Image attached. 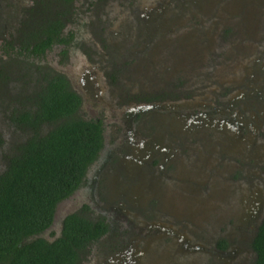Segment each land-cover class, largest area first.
Here are the masks:
<instances>
[{"label": "rangeland", "instance_id": "rangeland-1", "mask_svg": "<svg viewBox=\"0 0 264 264\" xmlns=\"http://www.w3.org/2000/svg\"><path fill=\"white\" fill-rule=\"evenodd\" d=\"M72 15L76 42L44 60L84 94L79 113L103 120L105 140L57 213L87 200L112 217L110 239L127 237L144 264H245L248 236L264 216V131L237 122L264 96V0H76ZM155 53L162 57L154 62ZM183 53L194 64L166 63ZM140 102L151 106L135 109ZM197 110L224 126H172L176 114ZM22 135L0 119V163ZM144 139L149 152L128 172L126 155ZM130 185L136 197L126 211L121 195L106 198ZM216 236L232 247L214 253Z\"/></svg>", "mask_w": 264, "mask_h": 264}, {"label": "trees", "instance_id": "trees-1", "mask_svg": "<svg viewBox=\"0 0 264 264\" xmlns=\"http://www.w3.org/2000/svg\"><path fill=\"white\" fill-rule=\"evenodd\" d=\"M33 93L31 106L9 117L23 135L1 151L0 264H74L77 248L104 231L102 220L74 212L54 241L39 234L97 156L101 125L76 113L79 97L63 78H52ZM251 246L252 264H264V217Z\"/></svg>", "mask_w": 264, "mask_h": 264}, {"label": "flooded vegetation", "instance_id": "flooded-vegetation-1", "mask_svg": "<svg viewBox=\"0 0 264 264\" xmlns=\"http://www.w3.org/2000/svg\"><path fill=\"white\" fill-rule=\"evenodd\" d=\"M75 1L0 0V119L6 117L11 127L15 128L16 132L20 131L9 117L17 114L19 110L31 106L34 95L33 91L39 89L40 85L47 84L52 78L57 80L63 78L69 88L79 97L76 113L85 119H93L100 123L102 143H104L105 129L103 120L99 117H85L79 113L84 104V94L73 87L70 79L64 72L55 67L53 68L44 60L48 52L58 51L63 54L71 42H76V31L68 29L67 27L68 21L73 17V5ZM186 53H183L180 57L177 55L175 58L171 57L172 61L166 63L172 68H185L194 64L192 57ZM160 57H162L161 54L155 53L154 62L159 60ZM260 99V103L257 104L255 101L257 98H254L253 102L255 103L256 110L247 112V116L241 115L237 125L242 128L245 127L248 130H254L255 125L259 124L264 131V96H261V94ZM227 105L225 109H222H230V102ZM150 106L151 104L140 102L135 109L144 110ZM245 106L243 105L242 107L244 108ZM136 111H133L132 116L136 115ZM235 111L237 110L235 109ZM205 113V111L197 110L196 112H189V115L176 114L171 118L172 126L186 131L192 129L198 130V128H207V130L209 128L221 129L224 126L222 119L217 120L216 118L207 116ZM138 118H142L141 111ZM226 122L233 128L229 120H226ZM151 144V142H147L145 139L143 142L133 143V146L130 147L128 152L129 154L126 155L129 163L124 165V169L132 172L131 170L135 169L134 166L137 161H140V157L144 156V153L149 152V146ZM83 180L84 176L78 186L69 195L56 203L50 224L39 235L50 242L54 241L61 235L64 218L68 214L75 212L92 222L102 220L105 224V229L95 238L89 239L84 246L77 248L78 255L74 264H85L83 259L90 254L94 256V260L92 259L93 264H144L140 261L135 248L122 240V238L127 239V237H122L119 233L118 236L110 239L114 234L115 228L112 217L105 213L99 214L97 209L94 210L92 204L87 200L79 201L70 210L60 214L57 213L59 203L71 197L82 184ZM125 188H128L125 192L117 191L115 194L111 192L106 196L107 199L114 200L115 197L121 195L124 200H119L118 204L123 205V211H126L125 203L136 197L135 185L125 186ZM263 217L261 216L254 222L253 232L248 236L249 240L247 239V242L250 250L247 254L249 259L246 258L248 261L245 264H252L255 257L251 242ZM99 242L104 243L99 248L100 255L96 256L99 251L96 246ZM231 242L232 239L226 236L213 237L211 243L212 250L219 255L225 253V251L232 247Z\"/></svg>", "mask_w": 264, "mask_h": 264}]
</instances>
